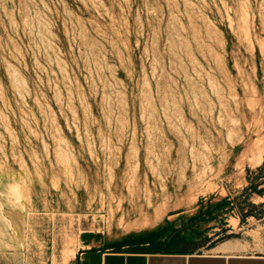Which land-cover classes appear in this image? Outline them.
I'll use <instances>...</instances> for the list:
<instances>
[{"label":"rangeland","instance_id":"rangeland-1","mask_svg":"<svg viewBox=\"0 0 264 264\" xmlns=\"http://www.w3.org/2000/svg\"><path fill=\"white\" fill-rule=\"evenodd\" d=\"M263 238L264 0H0V264Z\"/></svg>","mask_w":264,"mask_h":264},{"label":"crops","instance_id":"crops-1","mask_svg":"<svg viewBox=\"0 0 264 264\" xmlns=\"http://www.w3.org/2000/svg\"><path fill=\"white\" fill-rule=\"evenodd\" d=\"M238 247V244L224 243L200 253L115 251L98 255L96 259L98 264H264V238L261 248L254 253L240 251Z\"/></svg>","mask_w":264,"mask_h":264},{"label":"bare ground","instance_id":"bare-ground-1","mask_svg":"<svg viewBox=\"0 0 264 264\" xmlns=\"http://www.w3.org/2000/svg\"><path fill=\"white\" fill-rule=\"evenodd\" d=\"M261 157V156H260Z\"/></svg>","mask_w":264,"mask_h":264}]
</instances>
